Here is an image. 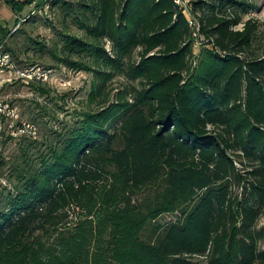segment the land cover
Segmentation results:
<instances>
[{
    "label": "trees",
    "instance_id": "1",
    "mask_svg": "<svg viewBox=\"0 0 264 264\" xmlns=\"http://www.w3.org/2000/svg\"><path fill=\"white\" fill-rule=\"evenodd\" d=\"M3 2L14 32L26 8L55 9L56 62L43 67L92 83L89 108L39 166L18 164L0 264H264V44L253 51L264 22L244 19L260 1L194 0L197 56L172 0ZM9 33L0 41L20 64ZM26 120L38 134L20 139L32 143L40 129Z\"/></svg>",
    "mask_w": 264,
    "mask_h": 264
},
{
    "label": "rangeland",
    "instance_id": "2",
    "mask_svg": "<svg viewBox=\"0 0 264 264\" xmlns=\"http://www.w3.org/2000/svg\"><path fill=\"white\" fill-rule=\"evenodd\" d=\"M28 15L30 16L25 25H21L16 32H14L16 29L11 32L15 28L13 26L9 33V35L13 33L15 35L13 41L18 47L16 48L19 56L17 61H21L20 65H30L31 62L33 65L42 66L55 64L56 61L50 54V50L57 40L56 33L59 25L62 26L61 19L58 18L55 9L48 7L36 11L35 5L23 11L22 16L25 19ZM263 44L264 24L261 25L260 35H257L254 43L255 55L261 53ZM196 50L197 56L199 52L198 49ZM52 69L56 77L69 79L70 84L60 87L57 82L51 81L46 84V87L50 88L49 92L44 94L18 85L4 89V93H8L12 101L20 108L22 118H34L39 126L40 136L32 143L21 139L8 140L0 137V207L8 200V193L15 192L18 183L15 178L18 164L25 167L39 166L43 154L48 151L49 142L75 126L89 108L87 95L92 83V74L83 70L73 71L62 65ZM122 82L121 77H116L112 80L110 87L118 88ZM70 213H72L70 219L78 223V217L82 218L84 212H80L79 209L77 212L75 209ZM258 226H264V214L259 219Z\"/></svg>",
    "mask_w": 264,
    "mask_h": 264
},
{
    "label": "built area",
    "instance_id": "3",
    "mask_svg": "<svg viewBox=\"0 0 264 264\" xmlns=\"http://www.w3.org/2000/svg\"><path fill=\"white\" fill-rule=\"evenodd\" d=\"M177 6L179 11L185 17L189 27L192 29L193 53L196 49L199 50L200 41L197 38L198 23L195 15L192 13L194 0H172ZM260 6L257 11L248 12L245 14L244 19H256L260 22H264V0H259ZM44 8H48V5H44ZM28 14V13H27ZM26 14V15H27ZM22 16V15H21ZM20 16V17H21ZM30 16V15H28ZM19 18V17H18ZM24 16L19 19L23 21ZM244 23L241 22L234 26V30H241ZM12 29L13 32L16 29ZM6 39L0 41V134L5 138L13 140L20 138L35 139L38 134V128L35 124L22 118L18 106L12 101L8 93H4V89L18 85L21 87H27L34 84H47L51 81L57 82L60 87H66L70 84L69 79H61L56 77L52 68H46L40 65H20L17 63L11 54L5 51ZM196 55V54H195Z\"/></svg>",
    "mask_w": 264,
    "mask_h": 264
},
{
    "label": "crops",
    "instance_id": "4",
    "mask_svg": "<svg viewBox=\"0 0 264 264\" xmlns=\"http://www.w3.org/2000/svg\"><path fill=\"white\" fill-rule=\"evenodd\" d=\"M16 18L11 8L0 0V27L9 31L14 26Z\"/></svg>",
    "mask_w": 264,
    "mask_h": 264
}]
</instances>
